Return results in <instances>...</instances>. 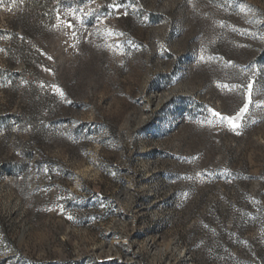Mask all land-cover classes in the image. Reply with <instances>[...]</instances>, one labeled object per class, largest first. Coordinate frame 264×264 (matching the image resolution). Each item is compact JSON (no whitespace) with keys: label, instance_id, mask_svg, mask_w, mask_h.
Returning a JSON list of instances; mask_svg holds the SVG:
<instances>
[{"label":"rangeland","instance_id":"rangeland-1","mask_svg":"<svg viewBox=\"0 0 264 264\" xmlns=\"http://www.w3.org/2000/svg\"><path fill=\"white\" fill-rule=\"evenodd\" d=\"M23 1L0 0V264H264V0H61L28 63Z\"/></svg>","mask_w":264,"mask_h":264},{"label":"trees","instance_id":"trees-1","mask_svg":"<svg viewBox=\"0 0 264 264\" xmlns=\"http://www.w3.org/2000/svg\"><path fill=\"white\" fill-rule=\"evenodd\" d=\"M61 0H24L15 19L11 22L13 29L20 30L22 40L20 44L14 42V51L10 53L18 55V59L28 63L27 47L28 42L35 36L42 34L49 25L55 22L58 8L62 7ZM34 95L29 101L28 107L23 109L21 115L22 124H27L34 132H40L41 121L44 112L51 111L52 97L49 93H42L36 87L31 85ZM115 137L114 129L110 131ZM26 154V152H24ZM29 166V163H27Z\"/></svg>","mask_w":264,"mask_h":264},{"label":"snow or ice","instance_id":"snow-or-ice-1","mask_svg":"<svg viewBox=\"0 0 264 264\" xmlns=\"http://www.w3.org/2000/svg\"><path fill=\"white\" fill-rule=\"evenodd\" d=\"M113 7H119L118 5H113ZM247 88L249 89V100L248 102L245 103L244 107L240 110L242 113H247L248 112V107H249V104L251 103V96H250V93H251V90L253 88V85L251 83H249L247 85ZM214 116H217V117H220V119H224L220 113H216V112H213L212 113ZM237 118H240V117H237ZM228 123L231 125V127L235 130V129H238L240 127V124L239 123H236L235 122V119H233L232 117H229L228 118Z\"/></svg>","mask_w":264,"mask_h":264}]
</instances>
